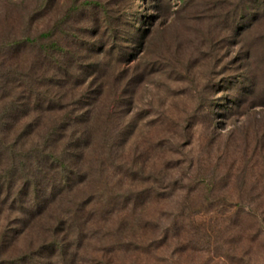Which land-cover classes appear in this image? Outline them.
I'll return each mask as SVG.
<instances>
[{
  "label": "rangeland",
  "instance_id": "obj_1",
  "mask_svg": "<svg viewBox=\"0 0 264 264\" xmlns=\"http://www.w3.org/2000/svg\"><path fill=\"white\" fill-rule=\"evenodd\" d=\"M253 2L0 0V66L14 65L21 78H37L45 84L38 90L59 100L44 104L53 110L41 115L21 104L12 134L27 126L26 145L38 142L36 130H47L60 118V104L66 103L79 115V124L57 136V145L70 139L90 145L86 155L73 159L92 180L80 195L100 194L105 200L127 192L132 201L151 193L136 219H155L160 227L181 203L206 139L211 140V162L226 167L213 178L216 190L231 210H254L258 221L237 226L239 218L236 234H214L207 262L196 254L194 264H223L227 250H236L239 260L226 264H264V0L250 8ZM52 41L67 52L53 70L38 60ZM17 85L0 88V110L22 91ZM111 105L122 131L105 155L97 143L102 145ZM246 158L251 164L248 178L236 181L232 176ZM126 166L134 174L117 185L116 173ZM209 215L205 217L212 233L222 226ZM130 232L122 237H131ZM42 235L32 232L19 238L11 252L27 250ZM75 235L72 229L57 236L71 246ZM45 237L50 239L49 233ZM85 245L84 253L99 256L95 239L85 240ZM111 260L116 264V258ZM133 260L141 261L131 251L122 256V264Z\"/></svg>",
  "mask_w": 264,
  "mask_h": 264
},
{
  "label": "trees",
  "instance_id": "obj_2",
  "mask_svg": "<svg viewBox=\"0 0 264 264\" xmlns=\"http://www.w3.org/2000/svg\"><path fill=\"white\" fill-rule=\"evenodd\" d=\"M260 3L261 0H254L250 8ZM66 53L62 45L52 41L40 52L38 60L53 70L60 66ZM11 56H14L13 52ZM22 76L14 65L6 68L0 66V88L10 82L18 83L17 87L22 88L0 110V264H112V257L117 259L116 264H122V256L127 251L141 260H133L132 264H194L196 254L205 263L206 256L211 252L214 234H236L233 232L239 229L233 228L239 218L237 226L249 220L258 221L254 210H231L228 199L216 190L213 180L226 167L211 162L209 139H206V146L202 149L196 173L181 196V203L162 227L155 219H136L144 209L139 212V207L151 193L148 195L144 192V195L132 201L127 192L109 195L105 200L100 194L81 196L83 186L90 185L92 180L80 168L81 164L76 165L73 159L80 153V156L86 155L90 145L84 140L73 144L72 139L57 145L56 139L79 122L75 109L67 108L66 103L60 104L63 109L60 118L44 132L36 130L40 140L29 147L25 137L29 135L27 126L18 134H12L13 121L21 113L18 111L21 104L29 105L30 110L38 115L53 110L44 107V104H59L58 98L48 94L45 89L38 90L39 85L45 84L39 83L37 78L26 79ZM105 120V127L101 131L102 145L100 141L97 145L108 155L107 152L114 147L113 140L122 131L120 125H115L112 105ZM11 136L13 138L10 139ZM74 146L78 151H74ZM245 161L244 167L232 176L236 181L245 182L248 178L251 164L248 158ZM118 163H121V159ZM115 167L119 165L115 164ZM129 170L126 166L117 171V185L126 184L129 176H133L134 173ZM196 200L200 201V205L194 206ZM207 214L216 225L222 226L219 230L212 233L208 230ZM8 222L13 225L7 227ZM36 224L42 226L41 230L38 231ZM158 227L159 232L151 235ZM146 228L150 229L148 236L144 234ZM72 229L78 232V236L75 235L76 243L70 246L65 238L57 235L64 231L72 232ZM130 230L128 236L131 237H122L123 232L125 234ZM32 232L37 235L49 233L50 239L42 235L43 239L27 250L18 254L11 252L19 238ZM244 236L249 237V234L243 232ZM93 239L100 245L98 257L84 253L88 247L84 246L85 240ZM235 251H226L223 264L239 260Z\"/></svg>",
  "mask_w": 264,
  "mask_h": 264
}]
</instances>
